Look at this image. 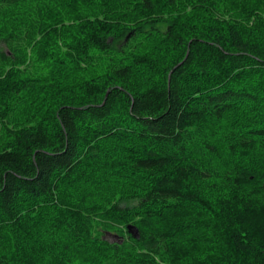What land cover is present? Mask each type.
Masks as SVG:
<instances>
[{
	"label": "trees",
	"instance_id": "trees-1",
	"mask_svg": "<svg viewBox=\"0 0 264 264\" xmlns=\"http://www.w3.org/2000/svg\"><path fill=\"white\" fill-rule=\"evenodd\" d=\"M0 264H264V0H0Z\"/></svg>",
	"mask_w": 264,
	"mask_h": 264
},
{
	"label": "rangeland",
	"instance_id": "rangeland-1",
	"mask_svg": "<svg viewBox=\"0 0 264 264\" xmlns=\"http://www.w3.org/2000/svg\"><path fill=\"white\" fill-rule=\"evenodd\" d=\"M112 237V239H114L115 238V236L113 237V236H111Z\"/></svg>",
	"mask_w": 264,
	"mask_h": 264
}]
</instances>
